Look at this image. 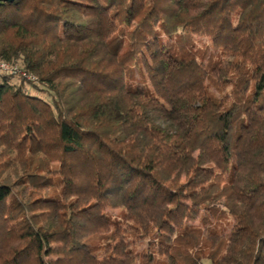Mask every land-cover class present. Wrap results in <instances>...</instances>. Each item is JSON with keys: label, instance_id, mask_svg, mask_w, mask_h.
<instances>
[{"label": "trees", "instance_id": "obj_1", "mask_svg": "<svg viewBox=\"0 0 264 264\" xmlns=\"http://www.w3.org/2000/svg\"><path fill=\"white\" fill-rule=\"evenodd\" d=\"M0 59V264H264V0L0 1Z\"/></svg>", "mask_w": 264, "mask_h": 264}, {"label": "built area", "instance_id": "obj_2", "mask_svg": "<svg viewBox=\"0 0 264 264\" xmlns=\"http://www.w3.org/2000/svg\"><path fill=\"white\" fill-rule=\"evenodd\" d=\"M0 71H6L9 73H12L14 75L25 78L29 81H35L36 80V77L34 74L27 72L20 65L9 63V62L4 61L2 59H0Z\"/></svg>", "mask_w": 264, "mask_h": 264}, {"label": "water", "instance_id": "obj_3", "mask_svg": "<svg viewBox=\"0 0 264 264\" xmlns=\"http://www.w3.org/2000/svg\"><path fill=\"white\" fill-rule=\"evenodd\" d=\"M0 1L11 2V1H13V0H0Z\"/></svg>", "mask_w": 264, "mask_h": 264}, {"label": "rangeland", "instance_id": "obj_4", "mask_svg": "<svg viewBox=\"0 0 264 264\" xmlns=\"http://www.w3.org/2000/svg\"><path fill=\"white\" fill-rule=\"evenodd\" d=\"M194 39H196V40H197V39H199V37L195 36V37H194ZM203 39H204V38H203Z\"/></svg>", "mask_w": 264, "mask_h": 264}]
</instances>
